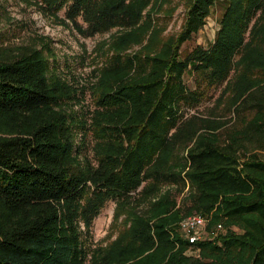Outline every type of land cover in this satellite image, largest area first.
<instances>
[{
    "label": "trees",
    "instance_id": "16d2710c",
    "mask_svg": "<svg viewBox=\"0 0 264 264\" xmlns=\"http://www.w3.org/2000/svg\"><path fill=\"white\" fill-rule=\"evenodd\" d=\"M150 1L73 0L68 9L71 17L93 14L97 27H126L97 86V101L115 111L99 116L100 136L114 143L102 148L97 167L80 159L84 142L75 143L59 106L66 85L49 75L42 52L0 55V264H264V0H187L179 31L167 37L153 13L162 0L143 13ZM216 2L213 41L180 56ZM187 68L196 72L193 88L183 79ZM233 70L229 118L169 133L179 106H198L211 87L225 90ZM151 175L188 180L189 203L158 197L133 216L124 241L87 259L80 219ZM194 212L214 233L190 242L180 221Z\"/></svg>",
    "mask_w": 264,
    "mask_h": 264
},
{
    "label": "rangeland",
    "instance_id": "374dc122",
    "mask_svg": "<svg viewBox=\"0 0 264 264\" xmlns=\"http://www.w3.org/2000/svg\"><path fill=\"white\" fill-rule=\"evenodd\" d=\"M95 1L98 4L101 2ZM72 3L73 0H64L59 6H50L44 0H0V55L10 59L32 49L42 52L48 61L49 75L66 85L59 106L69 116L75 143L84 142L80 159L87 166L97 167L102 148L108 141L114 143L113 139L100 136L103 124L99 123V116L115 112L112 106H103L97 101V86L102 72L110 64V45L126 27H97L93 14L88 13L86 16L83 9L71 17L68 9ZM151 3L155 4L156 0L150 1L143 13ZM186 8L187 0H162L153 10V13H157L155 17L159 20V26L163 27L161 34L164 37L179 31ZM221 13V3L216 2L205 17V23L181 44L180 56L196 44L204 47L210 45L219 27ZM195 76L196 72L192 68L184 72L183 79L188 87H194ZM235 77L233 70L228 77L230 83L223 91H220V87L209 88L206 98L198 106H179V118L169 133L176 130L177 126L178 129H197L202 124L201 118H229L232 113L229 109L230 96L234 93L230 87H233ZM179 147L175 151L183 152L185 144ZM145 177L140 176L138 184L126 194L102 200L86 220L80 219L87 259L98 247L106 249L113 243L124 241L133 216L143 214L153 200L169 194L184 207L195 192L194 185L188 180L171 183L156 181L152 175ZM87 184L82 204L91 194L92 183L88 180ZM221 230L223 227L215 229L216 232ZM199 231L204 236L214 233L206 231V224ZM187 253L196 255L197 250L189 249Z\"/></svg>",
    "mask_w": 264,
    "mask_h": 264
},
{
    "label": "built area",
    "instance_id": "2783aa9c",
    "mask_svg": "<svg viewBox=\"0 0 264 264\" xmlns=\"http://www.w3.org/2000/svg\"><path fill=\"white\" fill-rule=\"evenodd\" d=\"M206 223L207 217L205 215L197 212L191 213L180 221L182 234L188 238L190 242H195L204 237V235H201L199 229L204 228ZM220 227H222L221 224H217V228Z\"/></svg>",
    "mask_w": 264,
    "mask_h": 264
}]
</instances>
